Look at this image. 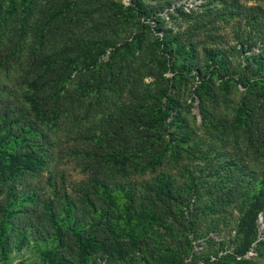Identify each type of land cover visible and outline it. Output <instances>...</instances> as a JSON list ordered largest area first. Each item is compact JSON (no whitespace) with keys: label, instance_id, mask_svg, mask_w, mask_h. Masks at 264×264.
Listing matches in <instances>:
<instances>
[{"label":"trees","instance_id":"16d2710c","mask_svg":"<svg viewBox=\"0 0 264 264\" xmlns=\"http://www.w3.org/2000/svg\"><path fill=\"white\" fill-rule=\"evenodd\" d=\"M202 1L197 7L203 22L194 19L181 32L177 23L196 14L183 0H130L128 6L111 0H0V264H8L13 252L40 245L43 264H115L127 254L145 264H261L264 172L242 159L214 164L202 151L207 165L185 169L184 187L167 174L142 184L146 195L138 196L125 181L140 170L155 173L170 152L195 154L196 132L181 116L173 90L187 89L189 82L216 130H242L248 145L264 154V8L242 0ZM209 13L228 22L238 18L249 30L240 26L231 45L204 22ZM70 34L85 51L92 76L113 49L106 70L110 84L133 102L120 116L97 120L86 177L74 193L56 166L49 175L52 192L46 193L29 178L59 161L56 135L66 114L76 116L82 102L69 94L77 65ZM135 49L140 61L144 55L156 67L128 62ZM236 55L242 59L238 65ZM161 70L173 77L170 86L158 88L156 97L166 103L157 106L149 103L153 97L144 78ZM96 83L103 85L101 70ZM81 85L92 90L89 81ZM232 87H242V97L231 125L223 126L207 105ZM168 120L165 140L156 134ZM138 212L144 218L135 221ZM232 231L233 237L226 235ZM251 251L257 255L248 256Z\"/></svg>","mask_w":264,"mask_h":264},{"label":"rangeland","instance_id":"374dc122","mask_svg":"<svg viewBox=\"0 0 264 264\" xmlns=\"http://www.w3.org/2000/svg\"><path fill=\"white\" fill-rule=\"evenodd\" d=\"M105 1V0H102ZM115 3H120L125 6L130 5V0H111ZM246 5H259L264 8V0H242ZM42 2V0H41ZM202 0H183L182 4L185 5L187 9L195 10L196 14L192 17L191 21H180L177 23V27L180 28L181 32H185L187 25L192 24L194 19L200 20L201 15L204 14L203 9H199L197 6H201ZM100 3V2H99ZM204 22L207 23L209 28L215 29L216 33L223 36L226 41H230L231 45L237 43L236 37L237 32L240 29L242 24L238 21V18L231 19L229 22L225 21L223 18L219 16H214V13H209L207 16L203 17ZM179 24V25H178ZM242 29L245 33L249 30V28L242 26ZM87 33V32H86ZM76 36L82 37L81 33L78 32ZM88 36V34L86 35ZM155 36H158L155 34ZM83 38V37H82ZM87 38V37H86ZM70 40L67 41L68 44L73 45L69 49H74L73 52L75 54V58L77 60V65L73 68V79L71 85L69 87V94L76 97H79L82 102L77 103L78 113L76 116H72V114H66L63 125L59 133L56 135V149L54 152L56 153V158L59 160L51 165L50 169L48 168L37 178H29L32 180L31 182L34 184L40 183L41 186L45 189L46 193L52 192V188L49 185V175L53 170L51 169L53 166H56L58 174L66 175L67 187L69 190H73L76 186L80 185V183L85 179L86 170L85 164L90 161L88 156H86L88 152H93V147L91 145L90 138L94 136L96 133L94 130L96 129V122L99 119H103L104 123L108 121L110 116L118 117L121 114V110L126 105L131 104L133 101L130 96L124 93H116L113 84H110V79L107 74V63L112 54V48L107 51V54L103 57L100 68L99 66L95 68V75L92 76V73L87 70L86 65L84 64V53L85 51L81 49V47H77L75 43V36L70 34ZM201 40V38L199 39ZM141 56L140 52L135 49L134 55L130 56L128 62H132L137 67L142 68H155V62H149L143 55L142 61L138 58ZM234 56V55H233ZM241 57L236 55L233 59L235 65L240 63ZM242 60V59H241ZM143 62V63H141ZM148 69L144 70L145 72ZM101 70L103 76V85L99 87L96 83V77L98 72ZM173 74L170 71L161 70L158 72L157 76L152 75V77L144 78V86L151 92L152 97L149 101L150 104H157L159 106L162 103H166L165 98L161 99L160 97H156V92L161 85H171L169 80L172 79ZM89 81L92 85V90L87 93L81 82ZM169 82V83H168ZM232 87L230 89L229 94H226L224 91L220 92L219 102L216 104L208 103L207 108L210 110L212 117L217 123H220L223 126L231 125L236 110L239 105V100L242 97V90ZM174 90L175 96H178L181 103L182 117H184L187 121V124L191 129L196 132V136L198 138L199 144L198 148L195 149V154L187 153L183 148L180 149V153L176 152L168 153V156L164 160V163L161 167L157 169L155 173H151L149 170L146 172L138 171L136 174L131 175L129 178H126L125 181H129L131 184L132 191H136L138 196L146 195L145 190L142 187V184L153 182L154 178L165 177L167 174H172L174 176V180L177 186L184 187V183H186L187 179L185 176L182 178L185 169H189L191 172L198 171L200 169H204L207 165V162L204 159V155L200 152H208L211 154L212 161L223 162L228 159H235L239 161L243 160L244 165H247L249 168L256 170L257 172H264V154L259 151L258 146L250 147L248 145V139L245 138V133L242 130H238V132H234L230 128L229 132L225 135L221 132V130H216L211 124L209 119H206L201 111V102L199 97L195 94L194 89L192 87V83L189 82L187 89H178L177 86ZM160 98V100H159ZM100 107V114H95V109ZM260 114L264 116V111H261ZM79 117L78 121H75L76 118ZM170 121L165 124V127L160 130L156 136H165V140H168V131L166 130L170 125ZM51 126L48 128L50 129ZM264 129V124L261 126V130ZM56 129L52 128V132L54 133ZM184 130V129H183ZM52 133V134H53ZM159 134V135H158ZM91 136V137H90ZM55 137V136H54ZM194 141H191L188 147H191ZM91 147H90V146ZM182 147H187L184 145ZM81 152L80 154H78ZM192 154V155H191ZM215 158V159H214ZM88 173V172H87ZM209 171H205L203 177L207 176ZM205 192V190H203ZM74 193V190H73ZM204 198L207 199L208 195H204ZM133 213V212H132ZM135 221H140L144 217L140 216V212L135 214ZM264 218H260V233L261 239L264 235ZM120 237H125V233H116ZM235 231L231 233H226L227 236L233 237ZM118 236V237H119ZM119 237V240L122 242L123 239ZM229 240V238L227 237ZM201 241L195 242L198 244ZM44 245H40V247H32L30 249L25 248L23 251L13 252L11 255L10 261L8 264H43V258L41 254V249L43 250ZM229 251H231L228 248ZM112 252H116L111 250ZM134 253H139L136 249ZM135 254L134 258L130 254L126 255L125 259H120V261L115 264H145L140 258H137ZM257 253L255 251H251L248 256L255 257ZM261 264H264V259L260 261ZM101 264H105L101 262Z\"/></svg>","mask_w":264,"mask_h":264}]
</instances>
